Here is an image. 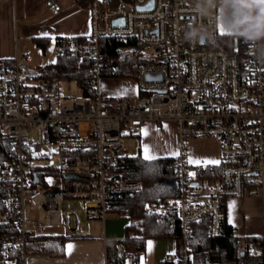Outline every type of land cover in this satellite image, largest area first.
<instances>
[{"label": "built area", "instance_id": "1", "mask_svg": "<svg viewBox=\"0 0 264 264\" xmlns=\"http://www.w3.org/2000/svg\"><path fill=\"white\" fill-rule=\"evenodd\" d=\"M224 1L135 0L132 9L95 1L90 33L56 40L58 56L90 60L93 96L62 94L61 78L29 68L30 54L0 58V264H26L31 239L53 227L66 237L88 235L74 202L90 221H105L116 198L139 191L143 183L128 179L124 164L132 156L128 145L148 123L175 122L180 134L178 196L147 208L160 217L175 213L171 238L180 241V252L163 264H190L196 225L205 224L210 238L223 236L229 199L264 198V32L246 0H236L223 31L208 7ZM50 6L61 9L56 1ZM120 19L124 24L114 25ZM225 35L235 38V47ZM139 46L151 47L152 56H138ZM135 54L142 61L138 96L100 95L103 73ZM195 137L220 140L219 165H190L187 146ZM31 208L37 220L28 219ZM119 214L130 220L129 212ZM248 250L256 254L258 247L250 243ZM107 264L137 261L126 256Z\"/></svg>", "mask_w": 264, "mask_h": 264}, {"label": "crops", "instance_id": "2", "mask_svg": "<svg viewBox=\"0 0 264 264\" xmlns=\"http://www.w3.org/2000/svg\"><path fill=\"white\" fill-rule=\"evenodd\" d=\"M55 1L60 4V11L51 8L50 4ZM95 1L109 6L133 7L135 0H88L82 3L79 0H0V58H21L24 55L20 54L22 48L38 47L46 51L55 47L56 40L60 37L88 35L91 29L90 7ZM250 11L258 16L264 32V0H256L255 6ZM263 57L264 50L261 58L264 68ZM219 141L217 138H191L187 147L189 149L190 144L192 148L201 147L205 149L204 151H208V146H214V143L218 145ZM132 142L137 147L134 155L141 154L146 159L175 158L180 151L179 126L172 121L166 122L163 126L148 123ZM212 155L215 154L207 152L204 157H201L204 164L194 166L189 161L188 150V161L193 167L219 165V163H209L214 161ZM227 217L228 224L236 229L241 238L264 239V198L261 196L250 195L229 199ZM129 223L128 218L122 217L119 212L112 211L105 221H89L88 226L84 227L88 235L67 238L63 244L62 255H52L49 252L36 250L32 246L29 247L26 264H107L109 252L113 251L112 243L126 237V227ZM45 235L58 236L63 233ZM153 240V255L147 254L146 247L141 259L136 260L137 264H163L167 256L178 250V244L174 238ZM245 248L248 247L245 246ZM224 264L238 263L230 261Z\"/></svg>", "mask_w": 264, "mask_h": 264}, {"label": "trees", "instance_id": "3", "mask_svg": "<svg viewBox=\"0 0 264 264\" xmlns=\"http://www.w3.org/2000/svg\"><path fill=\"white\" fill-rule=\"evenodd\" d=\"M88 0H79L80 3ZM93 1V0H91ZM233 4L237 9L236 0H225ZM256 0H246L248 10L255 6ZM231 47H235V38L232 35H225ZM114 49L110 48V54ZM142 61L135 54L127 58L123 63L110 73H103L104 76H137L138 66ZM42 75L47 78L57 76L62 80H74L78 83L86 96H93L96 92L93 84L92 64L85 56H58L54 64L42 69ZM127 177L131 180L141 181L142 188L130 195L116 198L112 210L119 213H130V223L126 227V237L123 239L125 250L122 254L117 252L118 241L113 242L112 252H109V259L133 256L139 261L146 251L147 241L155 238L171 237L170 222L175 214L173 211L166 217H160L155 212H148L150 205H158L167 200L177 198L178 189L175 177L176 161L174 157L157 159H146L141 154L128 157L125 162ZM137 233L139 237L131 236ZM69 238L64 235L39 236L31 239L29 247L49 252L52 255H62L64 252V241ZM250 243L258 247L256 254L249 252ZM180 252V241H177ZM194 256L190 264H224L235 261L238 264H251V260L261 259L264 264V239L254 237L243 239L238 236L236 229L227 224L225 233L218 238H210L206 233L205 224L195 227L193 240ZM245 255L242 256V252Z\"/></svg>", "mask_w": 264, "mask_h": 264}, {"label": "rangeland", "instance_id": "4", "mask_svg": "<svg viewBox=\"0 0 264 264\" xmlns=\"http://www.w3.org/2000/svg\"><path fill=\"white\" fill-rule=\"evenodd\" d=\"M134 6V5H133ZM125 8L132 9V6H124ZM208 11L211 14H214L219 17L221 20V27L223 31L228 30V24L226 18L232 11V5L229 2H221L218 5H212L208 7ZM153 49L151 47L146 46H139L137 49L138 56L144 58L145 60L149 59L152 56ZM20 54H30L33 57V61L28 64L29 68L36 74L41 73L42 69L50 64H54L57 61L58 53L56 50V46L50 49H47L46 51H43L42 49L35 47L33 48H22L20 50ZM131 57H128V59ZM264 58V57H263ZM127 59V57H126ZM126 59H120L119 64L123 63ZM97 91L102 96H109V97H137L139 93L138 89V81L136 77L130 76H102L100 77L99 83L97 84ZM61 93L66 96H81L83 95V90L80 88L78 83L74 80H62L61 82ZM195 138H203V137H195ZM207 138H215V137H207ZM218 139V138H217ZM219 140V139H218ZM220 141L217 145V143H214V146L210 145L206 149L208 151H204L205 149L201 147H195L192 148L189 144V156H190V163L194 166H201L202 161L201 157H204V155L207 154V152L214 153V161L220 163L221 161V145L219 146ZM129 151L134 155L137 152L136 144H134L132 141L130 142ZM218 146V147H217ZM219 148V150H218ZM218 150V151H217ZM218 152V153H217ZM219 154V155H218ZM211 155V154H208ZM194 158L196 160L194 161ZM193 167V166H192ZM197 168V167H193ZM79 210L80 213V219L81 224L83 227L88 226L89 219L87 217V212L83 208V205L81 202H74ZM27 204L31 206V198H27ZM62 209H67V203L64 202L62 205ZM27 217L30 220H37L39 218V212L36 208H31L27 212ZM95 221V220H93ZM49 234H60L63 233V230L61 227H53L50 228L48 231ZM147 254H152V246L154 244V240H148L147 241Z\"/></svg>", "mask_w": 264, "mask_h": 264}, {"label": "water", "instance_id": "5", "mask_svg": "<svg viewBox=\"0 0 264 264\" xmlns=\"http://www.w3.org/2000/svg\"><path fill=\"white\" fill-rule=\"evenodd\" d=\"M152 8V5L151 6H148V7H138L139 10H142V11H147V10H150ZM114 25H119V24H124V20L123 19H120V20H115L114 22ZM69 176H72V177H76V175L74 174H70ZM36 182H38V179H36ZM242 256L245 255V252L243 251ZM253 263V261L251 260V264Z\"/></svg>", "mask_w": 264, "mask_h": 264}, {"label": "snow or ice", "instance_id": "6", "mask_svg": "<svg viewBox=\"0 0 264 264\" xmlns=\"http://www.w3.org/2000/svg\"><path fill=\"white\" fill-rule=\"evenodd\" d=\"M209 163H218L216 161H210ZM69 248L71 247L70 245L68 246Z\"/></svg>", "mask_w": 264, "mask_h": 264}]
</instances>
